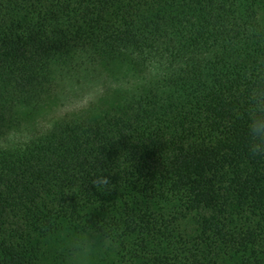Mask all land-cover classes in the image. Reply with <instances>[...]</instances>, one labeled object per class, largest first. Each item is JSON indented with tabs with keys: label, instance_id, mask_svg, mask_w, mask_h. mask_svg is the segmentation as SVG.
<instances>
[{
	"label": "trees",
	"instance_id": "trees-1",
	"mask_svg": "<svg viewBox=\"0 0 264 264\" xmlns=\"http://www.w3.org/2000/svg\"><path fill=\"white\" fill-rule=\"evenodd\" d=\"M65 80L0 147V264H264V0H0V141Z\"/></svg>",
	"mask_w": 264,
	"mask_h": 264
},
{
	"label": "rangeland",
	"instance_id": "rangeland-1",
	"mask_svg": "<svg viewBox=\"0 0 264 264\" xmlns=\"http://www.w3.org/2000/svg\"><path fill=\"white\" fill-rule=\"evenodd\" d=\"M100 84L92 87H83L65 80L60 84L55 98V104L37 116L30 133H16L11 135L8 140L0 141V147L13 146L26 141L30 136L43 132L49 128L59 117L85 108L88 103L95 99L101 89Z\"/></svg>",
	"mask_w": 264,
	"mask_h": 264
}]
</instances>
